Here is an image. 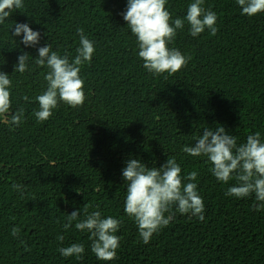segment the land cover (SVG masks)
<instances>
[{
  "label": "trees",
  "instance_id": "1",
  "mask_svg": "<svg viewBox=\"0 0 264 264\" xmlns=\"http://www.w3.org/2000/svg\"><path fill=\"white\" fill-rule=\"evenodd\" d=\"M193 2L167 0L166 9L173 21L184 19ZM127 3L23 0L24 7L0 24V72L12 81L10 112L24 109L19 126L7 122L10 115L0 117V264H264V209H255V195H226L235 179L218 181L206 157L182 151L209 127L223 126L238 145L256 132L264 142V12L249 17L236 0H204L203 7L217 14L216 35L206 29L193 37L185 20L169 47L191 59L173 75H154L123 19ZM16 23L40 33L35 47L21 42L23 33L12 35ZM80 28L95 46L80 73L86 100L78 108L60 103L40 122L35 97L46 90L48 69L34 62L38 48L49 44L71 61ZM23 53L30 70L21 74L14 67ZM130 158L148 167L175 158L182 178L197 172L192 182L203 198L204 220L173 206L168 226L144 244L124 211L122 170ZM73 211L80 215L66 229ZM94 211L121 222L115 260H98L90 234L75 228ZM74 243L84 246L82 259L60 254Z\"/></svg>",
  "mask_w": 264,
  "mask_h": 264
},
{
  "label": "clouds",
  "instance_id": "2",
  "mask_svg": "<svg viewBox=\"0 0 264 264\" xmlns=\"http://www.w3.org/2000/svg\"><path fill=\"white\" fill-rule=\"evenodd\" d=\"M241 8V14L249 17L264 12V0H236ZM167 0H128L127 10L123 19L132 35L136 37L138 57L142 59L144 68L154 75L168 73L173 75L185 67L191 57L185 56L176 48H170L178 29H183L185 20L189 25L190 35L199 36L206 29L211 35H216L217 14L203 7L204 0H194L187 8L184 19L172 20L171 13L166 9ZM24 7L23 0H0V24L11 15L13 10ZM23 33L22 43L35 47L40 40V33L32 30L27 23H16L13 36ZM80 37V47L76 49L74 59L69 60L67 54L61 56L46 44L38 48V57L34 62L37 66L46 67L44 80L46 90L35 97L39 109L34 112L40 122L48 120L53 109L64 103L72 108L82 107L86 95L84 80L80 73L86 63H90L95 52L94 42L84 34L82 28L77 29ZM28 53L18 56L14 72L29 71ZM12 81L9 75L0 72V117L11 125L19 126L24 119V109L10 112ZM27 101L29 98L24 97ZM194 145L185 146L182 151L191 156H203L211 164L212 175L220 182L227 184L235 179L236 184L229 187L226 195L236 198H246L255 195V209H264V142L260 132L249 135L245 143L237 144L236 137L228 134L223 126L205 128L203 134L196 138ZM181 166L175 158L167 159L160 167H148L139 159L130 158L122 170V176L127 183L124 211L133 218L138 227L139 235L144 244H148L153 234L168 226L173 219V206L182 215L198 217L204 220L205 206L203 198L198 194V173L193 171L182 178ZM184 179L189 181L184 183ZM14 189H20L14 184ZM87 213V206L84 209ZM166 213L168 215H166ZM80 211H73L67 216V229L73 221H77ZM120 221L111 216L103 218L101 212L94 211L86 218L75 223V228L81 232L87 230L90 234L91 251L98 260L112 261L117 258L120 237L115 235L120 227ZM11 235L18 236L19 229L14 227ZM63 242L64 237L58 236ZM59 252L64 257L82 259L85 248L82 244H72L62 247Z\"/></svg>",
  "mask_w": 264,
  "mask_h": 264
}]
</instances>
